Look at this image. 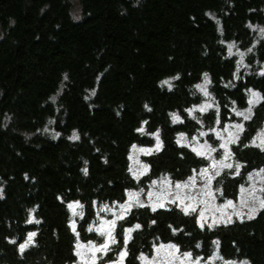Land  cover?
I'll return each mask as SVG.
<instances>
[{
	"label": "trees",
	"instance_id": "16d2710c",
	"mask_svg": "<svg viewBox=\"0 0 264 264\" xmlns=\"http://www.w3.org/2000/svg\"><path fill=\"white\" fill-rule=\"evenodd\" d=\"M261 28L264 0H0V264H78L76 244L99 241L89 227L103 206L125 203L129 190H146L153 180L185 182L209 166L177 143L180 133L201 129L186 110L202 102L196 85L205 73L215 105L202 119L209 128L241 120L234 111L247 112L249 90L259 93L231 146L241 171L226 170L215 181L221 200H237L247 176L264 167V151L252 146L264 131V76L253 68L264 65ZM232 43L249 54L248 71L229 54ZM172 113L181 120L173 123ZM157 131L163 149L144 158L150 171L137 182L133 145L154 147L150 134ZM76 201L84 206L78 237L67 208ZM168 208L132 209L110 259L125 241L123 264H145L141 256L161 243L207 258L218 240L224 259L264 264V213L202 231L194 216ZM31 209L42 223H27ZM136 224L142 228L128 233ZM31 231L36 243L22 255L19 245Z\"/></svg>",
	"mask_w": 264,
	"mask_h": 264
},
{
	"label": "snow or ice",
	"instance_id": "6c2138e0",
	"mask_svg": "<svg viewBox=\"0 0 264 264\" xmlns=\"http://www.w3.org/2000/svg\"><path fill=\"white\" fill-rule=\"evenodd\" d=\"M219 23V21H217ZM260 31L264 33V28H261ZM234 44H230L228 46L229 53L231 54V49L234 47ZM243 58V54H241V59ZM260 75L264 76V71L260 73ZM65 79H68L67 75H65ZM173 79H179V76L173 77ZM211 83V80L208 76L207 73L204 74V83L203 84H197L196 88L199 90L200 93H203L205 97L210 96V93L208 91V85ZM164 85H167L168 89L171 90L173 88V84L171 80H165L163 81ZM252 95V99L248 101L250 105L255 106L256 104V98L259 97V93L252 92L249 90ZM93 95H95V92H93ZM55 99V98H53ZM235 103V102H233ZM147 107V106H146ZM215 107L213 104H203L200 105L199 108L197 109L195 106L192 108L187 109L186 111L188 112L189 116L193 120H198L199 117L195 116L194 113L196 111H199L200 113H205L209 109ZM151 111V109H148ZM249 113H252L254 115L252 108L250 107L247 112H236L237 116L243 117L245 121H248L251 119V116ZM217 115H218V109H217ZM172 121L173 123L180 121L181 118L178 114L172 113L171 114ZM49 123H52L50 121ZM145 124L148 122L145 121ZM217 123L219 124V120H217ZM228 129H232L234 131L230 132L227 136H222L220 135V132L217 131V129H209L210 132H213L216 134L218 139L221 141L218 145V148H213L211 145H207V151L197 149V148H192L191 151L195 152L197 156H200L203 159H209L210 164L209 166L203 168L200 170V176L203 179V183L199 186L198 189L193 190L191 192H185L183 196L180 194V189L183 188H188L193 182L194 179L193 177L189 178L188 182L181 183L177 181L174 185L176 191H172V181L171 178H167L165 181L162 183L166 184L167 186L164 187L162 190L154 192V191H147L145 193V190L143 188L139 189V191H131L129 190L127 192L128 200L125 205H121L122 208L125 209V212L130 210L133 207H151L153 212H156L158 209H165L171 211V208H168V205H176L180 207V210L185 214V215H192L194 216L195 222L198 224L199 228L203 231L207 227L208 229H214L217 227V220L215 217L211 218V222L208 221L206 218V210H207V204H208V198L209 197H214L215 192L212 191L210 185L213 181V179L220 175L221 172L223 171L224 168L232 169L235 167L237 169L236 175H239V169L243 167V165L239 163H232L230 161L234 160L235 154L231 150V145L232 144H238L239 143V138L240 134L244 131V125L237 123V124H230L227 125ZM222 130V129H221ZM138 132L144 133L145 129L143 127L137 129ZM59 134H57L58 136ZM150 135H154L156 139V144L154 145L153 148H139V152L144 153L146 155H151L154 151L159 152L163 149V142L160 139L159 131L156 133H151ZM180 137H184L185 133H180ZM201 135L207 136V133H202ZM80 137L76 134H73L71 139L73 140H78ZM177 143L180 144V140H177ZM183 146V145H182ZM249 145H245V147H248ZM252 146H255L259 148L261 151H264V140L261 141V143L256 144L255 143V137L253 138V144ZM223 150L221 153V158L219 161H217L215 155L209 156L208 153H218L220 150ZM133 150H136V146L133 145ZM129 159H133V157H129ZM105 163H107V160H105ZM130 171H132L130 169ZM150 171V165L144 164L143 165V172L138 174L137 172L133 171V176L137 180V182L140 181V175L147 174ZM193 171H196L195 169ZM264 172V170H261ZM83 172L85 175L88 174V168L85 167L83 169ZM158 181L153 180L151 182V186L157 185ZM220 194L223 195L222 189L219 190ZM261 191H264L262 189ZM3 194V189H0V196ZM142 194H146L148 201H154L151 204H146L145 201L141 200L140 197ZM251 199H240L239 205H237L233 200L229 199L226 200V202L220 206L222 207L225 211L224 215L222 218L219 220V223L227 226L229 224H233L236 221L233 219L235 217L237 220H239L240 223H244L245 221H252L257 218L260 214L264 213V196L257 197L254 193L250 194ZM155 197V200H154ZM61 202H63V198L61 197ZM186 201H192V202H187ZM203 203L204 205V210H201L200 204ZM39 207V206H37ZM83 205L79 203V201L76 202H70L67 204V208L72 211L73 219L70 222V227L73 233H77V224L75 217L79 216L81 219L84 216L83 212ZM80 209V211H77V209ZM105 210H107V206H105ZM35 212L36 209H31V219H28L27 223L29 224H40L42 223L41 220L36 219L35 217ZM124 216L123 214L117 216V219H123ZM156 221L152 220V224H155ZM104 225H108L107 231H105ZM116 227V219L111 220V221H104V224H102L99 228V232L102 236L106 235L107 240L100 244L99 246L92 244L91 247L88 248V252L91 253L90 256H87L86 258V253H82L80 251L82 245L80 243H77L75 248V256L80 258L81 264H97V253H103L104 256H108L109 251L111 250V245L112 244H117L119 243L113 236L112 230ZM142 225L141 224H136L134 228H128L127 232L131 233L136 229H141ZM91 231V228L89 229ZM177 230L173 229V232L175 233ZM182 231V230H181ZM38 232L36 231H31L27 234V239L25 240L24 243H21L19 245V251L23 255L26 249L30 248L31 246L35 245L36 240L35 238L37 237ZM11 243L15 244L16 241L12 240ZM126 243L125 241V250L121 251L119 253V260L118 261H111V264H123V261L125 257L127 256V250H126ZM213 243L216 244L217 246V255L209 256L205 258L204 256L201 255H195L193 254V251H183L181 253L180 251V246L176 243H168V244H159L156 246V252H157V257H154L153 260L150 262V264H177V261H179V264H214L215 259L218 257V252H219V241H214ZM196 248H202V244H197L195 246ZM162 249H167L168 252L165 254L163 258L160 257V253ZM172 250H175L174 252ZM179 254V255H177ZM219 259L224 261V264H251V262L247 259L242 260V261H237V260H230V259H224L222 256L218 257ZM110 259V258H109ZM141 259H147L143 255L141 256Z\"/></svg>",
	"mask_w": 264,
	"mask_h": 264
},
{
	"label": "rangeland",
	"instance_id": "374dc122",
	"mask_svg": "<svg viewBox=\"0 0 264 264\" xmlns=\"http://www.w3.org/2000/svg\"><path fill=\"white\" fill-rule=\"evenodd\" d=\"M73 15L76 18H79L80 15H81V11H80L79 5L77 3H75V5H74ZM258 32H259V35H261L262 37H264V33H262L260 31V29L258 30ZM232 44H234V43H232ZM234 45L235 46L231 49V54L230 53L229 54L231 56H235L237 58L238 65H239V70L240 71L241 70L244 71V72L245 71H248L250 67L247 64V56H249V54L247 52L240 51L239 50L240 47L237 46L236 44H234ZM241 54H243V58L242 59H241ZM253 68H256V70H260V73L262 71H264V65H261V64H257V67H253ZM208 87H209V85H208ZM198 92H199V90H198ZM199 94L201 96H204L203 93H200L199 92ZM250 99H252L251 92L249 93V100ZM212 101H213V99H212V96L211 95L208 96V97H205L204 96L202 102L199 105L195 106V107L198 109L200 105H203V104H213ZM256 101H257L256 104H258L259 101H260V98L257 97L256 98ZM249 106L251 108L253 107V105H250V104H249ZM213 108H211V109H213ZM211 109H209L205 113H200L199 111H196L194 113L195 116L199 117V121L198 120H195V122L198 123V125L200 126L201 129L199 130L198 133H196L195 136H192V137L184 136L183 138L180 137V144H182V145H184V146H186V147H188L190 149L197 148V149H201V150H204V151H207V145H211L213 148H218V145H219V143L221 141L218 139V137L216 136V134L213 133V132H210L209 129H217V131L220 132V135L227 136L230 132L234 131L232 129H228L227 128V125L237 124V123L243 124L244 121H245L243 119V117L236 115V112H243V111L235 110L234 111L235 116H237L239 118H242L241 120H239V121L232 120V121L226 123L225 125H223V124H221L219 122V124L216 123L213 128H209L204 123H202V119L204 118V116ZM202 133H207V136L201 135ZM154 139H155V136H154ZM262 140H264V131L261 132L255 138V143L256 144H259V143H261ZM155 142H156V139H155ZM252 144H253V142H252ZM139 148H148V147H136V150L135 151L132 150L131 157H133V159H130V169L132 170L131 171L132 175H133V171L137 172L138 174H140V173L143 172V165L145 164L144 158L146 156H149V155H146L144 153L139 152ZM151 148H153V147H151ZM222 152H223V150L221 149L218 153H211V152H209L208 155L209 156L215 155L217 161H219L220 158H221V153ZM230 162H232V163L235 164L234 160L233 161H230ZM226 170H235V171H237V169L235 167H233L232 169L224 168L221 173H223ZM261 170H264V167L261 168V169H259V170H257V171H254V172L250 173L247 176V180H246L245 185L241 187L239 197L237 198V200H233L237 205H239L241 198L251 199V195L250 194H252V193H254L257 197L264 196V191H261L262 189H264V172H262ZM239 171H241V168L239 169ZM145 175L146 174L140 175V179H141V177H143ZM218 176H216L213 179V181H212V183L210 185L212 191L215 192V196L208 198V204H207V210H206V218L208 219L209 222H211V218L212 217H215L216 220H217V225H221V223H219V220L222 218V216L224 215V213H225L226 210H224L220 206H222L226 202V200H221L220 195H219L220 192L217 191L215 189V187H214L215 186L216 178ZM193 178H195L194 179V182L187 189L182 187L179 190L181 196H183L186 191L187 192H191L193 190L198 189L199 186L203 183V179L200 176V174H195L193 176ZM166 179L167 178L155 180V181H158V182H161V183H158L155 186H151V184L148 185V187L145 190V193L147 191H149V190L154 191V192H157V191L162 190L164 187L167 186L166 184L162 183ZM188 181L189 180H187L185 182H188ZM185 182H181V183H185ZM175 183L176 182H172V191L173 192L176 191V189L174 187ZM140 199L143 200V201H145L146 204H151L152 202H154V201H148L146 194H142L141 197H140ZM127 200H128V198H127ZM154 200H155V197H154ZM126 202L125 203H121V204L115 203V204L108 205L107 206V210H105V206H103L101 208L100 212H98L95 221L91 224V226L89 228H91V231H93L98 236L99 241L98 242L80 243L82 245L80 251L82 253H86L87 254L86 255V258H87V256H90L91 255V253L88 252V248L91 247L92 244H95V245L99 246L100 244L104 243L107 240V236L106 235L102 236L100 234V232H99V228H100V226L102 224H104V221L105 220L111 221V220L116 219V227L112 230V234H113L114 238L117 240L115 233H116V230L118 229L120 223L130 214V212H131L132 209L136 208V207H133L130 210H128L127 212H125V209L122 208L121 205H125ZM187 202H192V201H186V203ZM168 206H176V207L180 208L178 206V204H176V205H168ZM200 208H201V210H204L203 203L200 204ZM77 211H80L79 208L77 209ZM71 214H72V211H71ZM121 214H123L124 218L123 219H117V216H119ZM79 219H81L79 216L75 217L76 224H77V222H78ZM233 219L235 221L237 220L235 217H233ZM104 228H105V231H107L108 225H104ZM114 245L115 244H112L111 245V250L109 251L108 256H104L103 253H97V258H98L97 259V264H111V261H118L119 260V258L117 260H111V259H109L110 258L109 257V254L112 252V247ZM172 251L174 252L175 250H172ZM167 252H168L167 249H162L161 250V253H160V257L163 258ZM177 255H179V254H177ZM213 255H217V252H214ZM154 257H157L156 248H155L154 254L151 257H146L147 259H143V261H144L145 264H150V262L153 260ZM218 257H219V255H218ZM218 257L215 259L214 264H224V261L221 260V259H219ZM78 264H81L79 257H78ZM177 264H179V261H177Z\"/></svg>",
	"mask_w": 264,
	"mask_h": 264
}]
</instances>
